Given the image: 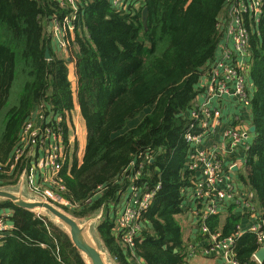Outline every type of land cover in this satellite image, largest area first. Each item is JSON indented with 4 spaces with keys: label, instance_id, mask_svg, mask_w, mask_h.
I'll list each match as a JSON object with an SVG mask.
<instances>
[{
    "label": "trees",
    "instance_id": "1",
    "mask_svg": "<svg viewBox=\"0 0 264 264\" xmlns=\"http://www.w3.org/2000/svg\"><path fill=\"white\" fill-rule=\"evenodd\" d=\"M225 3L145 0L139 11L123 15L110 0H76L80 21L66 54L59 55L51 24L71 14L70 6L58 0H0V188L17 187L30 170L26 157L15 159L26 126L39 112L52 116L49 126L70 152L66 115L77 105L88 136L82 163L73 156L58 174L65 187L60 194L69 203L63 209L80 220L102 214L96 230L102 246L115 264H135L117 232V217L120 194L135 177L131 164L143 162L146 169L136 183L160 189L143 214L134 253L143 264H190L181 216L191 210L189 190L197 174L187 166L184 134L218 56L217 23ZM251 54L256 132L250 149L238 156L245 165L237 179L264 218V33L252 37ZM70 63L76 68V96ZM4 213L13 230L0 242V264H85L69 235L49 217L8 201L0 203V217ZM242 222L232 211L224 219L211 218L207 227L226 239ZM258 248L256 237L245 235L235 242L234 260L258 264L253 259Z\"/></svg>",
    "mask_w": 264,
    "mask_h": 264
},
{
    "label": "built area",
    "instance_id": "2",
    "mask_svg": "<svg viewBox=\"0 0 264 264\" xmlns=\"http://www.w3.org/2000/svg\"><path fill=\"white\" fill-rule=\"evenodd\" d=\"M58 1L62 6H70L73 9L71 14L63 18H54L51 24L53 43L58 50L66 51L69 45L68 37L76 31V25L80 21L79 10L76 0ZM144 1L110 0L113 9L123 15H133L139 11ZM217 29L221 33L218 56L205 74L207 81L206 83L202 81L204 92L198 96L193 106L184 134L189 148L187 166L189 171L197 174L195 186L189 190L191 192L189 203L198 204L196 215L199 217L200 230L203 235H209V239L202 247L191 246L187 251V259L221 254L228 264H237L234 260L233 247L239 238L245 235L255 236L259 245L258 251L264 248V218L257 212L249 194L237 188L235 172L245 165V159L238 156L244 155L251 147L247 144V138L253 127L252 103L256 91L251 78V40L254 35L261 36L264 33V0H226L224 10L218 19ZM226 104L234 105L239 110L235 122L230 125L224 124L222 118V109ZM73 112L66 115L69 127L74 121ZM39 115L41 116L42 112H39ZM36 118L24 130L15 162L18 163L25 157L29 160L31 148L44 145L45 154L38 158V166L42 170H48L50 176L45 173L40 182L47 186L38 184L39 182L34 179L32 189L40 195L48 194L50 191L57 197L54 198L55 201L58 199L63 201L65 199L60 192H64L65 187L57 178L66 161L65 153L62 154L65 144L62 135L54 133L49 122L45 120V123L38 124ZM62 119L63 117H58L57 121L61 122ZM77 135L78 128L75 126L73 136ZM212 140L220 143L212 144ZM71 143L69 140V145L73 146ZM226 159H230L227 165ZM14 167L15 165L11 169ZM131 168L135 169L136 173L130 180L127 192L120 194L122 204L117 217L119 226L117 232L122 237L123 246L134 253L136 239L142 230L143 214L150 207L160 185L150 189L147 185L136 183L146 169L145 163L132 162ZM32 171L30 168L25 174ZM50 185H56V189H50ZM50 203L55 205L53 202ZM67 204L69 205L68 202ZM233 205L242 210L247 222L240 224L235 235L226 239H221V233L210 234L207 221L227 213ZM8 216V213H4L0 217V234L3 235L0 242L4 235L13 230L6 222ZM101 217L102 214L98 216L99 219ZM256 253L253 259L261 264Z\"/></svg>",
    "mask_w": 264,
    "mask_h": 264
},
{
    "label": "water",
    "instance_id": "3",
    "mask_svg": "<svg viewBox=\"0 0 264 264\" xmlns=\"http://www.w3.org/2000/svg\"><path fill=\"white\" fill-rule=\"evenodd\" d=\"M148 18L149 9L145 8L143 11V23L145 26H147ZM46 58L51 60L49 50L46 52ZM255 132L256 128L252 127L251 133L254 134ZM24 187L22 183L18 189L0 188V203L8 201L18 208L36 214L44 212L51 221L60 226L69 235L74 247L82 255L85 264H115L94 232V226L100 220L98 217L97 219H90L88 221L77 219L50 202L28 196L25 193ZM256 257L261 264L264 263V248H261L256 253Z\"/></svg>",
    "mask_w": 264,
    "mask_h": 264
},
{
    "label": "crops",
    "instance_id": "4",
    "mask_svg": "<svg viewBox=\"0 0 264 264\" xmlns=\"http://www.w3.org/2000/svg\"><path fill=\"white\" fill-rule=\"evenodd\" d=\"M53 46L56 48L54 43H53ZM206 81H207V77H204V83H206ZM238 113H239V110H237V108L234 105H231V104L224 105L223 109H222V118H223L224 124H226V125L233 124L235 122V116L238 115ZM75 114L80 115V109L79 108H76ZM51 117L52 116H48V118H47V116H45L43 114L41 116L38 114L36 121L38 124H43V123H45L46 118H47L46 122H49L52 119ZM75 126L78 128V135L77 136H73V129L75 128ZM83 126L85 127L84 122H83ZM251 134H253V133H250L249 137L247 138V144L250 146L252 145L253 139H254V136H251ZM250 136L253 138L252 140L250 139L251 138ZM69 140L72 142L71 144H74L73 146L75 147V149L77 146H78V148H80L79 154L76 155L75 158H77L78 163L81 164L83 161V157H84V153H85V149H86L87 137L85 138L84 144L81 145L80 144V128L74 121L72 122V124L70 126V138H69ZM211 143L212 144L213 143H220V141H216V140L213 141L212 140ZM73 146H70L71 150H72V148L74 149ZM66 150H67V146L64 145L65 158H66V160L72 161L73 158L71 159V156H70L71 151L67 153ZM44 154H45L44 145L41 144V145L32 147L31 151H30L29 164H30V168L34 172L35 181L39 182L38 184H41L43 186H47V184L40 183V182L42 181V177L44 176V174L47 173L48 176H50V172L48 170L47 171L44 169L42 170L38 166V158H42L44 156ZM30 161H31V163H30ZM32 161L36 162L37 166H36V164H33ZM229 162H230V159H226L225 165H227ZM241 169H243V168H241ZM241 169H239V171ZM235 172H236V186H237V188L246 192L245 189H243L242 186L239 184V181L237 179L238 170H236ZM27 174H29V173H27ZM22 177H21V180H22ZM21 180H20L19 186L23 183V182H21ZM25 193L28 196H30L29 193H27V192H25ZM188 207L191 208V210L187 214H185L187 216H186V224L184 226V240H185V245H186L187 251H188V249H190L191 246L202 247L208 243L207 236L203 235V233L200 230L199 217L196 215V211L199 208L198 204L196 207L195 204L189 203ZM232 211L234 213H237L238 215H240L243 218L242 223L247 222V217L244 216L242 214V210L239 209L235 205H233L227 213H224L220 216H222V218L224 219L226 216H228L230 213H232ZM55 226L61 228L60 226H58L56 224H55ZM131 255H132V258L135 259V264H143V261L138 259L137 255L135 253H132V251H131ZM191 260H195V261L198 260V264H228V261L226 260V258H224V256H222L221 254L220 255H213L211 257L198 256V257L191 259ZM190 261H189V263H190Z\"/></svg>",
    "mask_w": 264,
    "mask_h": 264
},
{
    "label": "rangeland",
    "instance_id": "5",
    "mask_svg": "<svg viewBox=\"0 0 264 264\" xmlns=\"http://www.w3.org/2000/svg\"><path fill=\"white\" fill-rule=\"evenodd\" d=\"M51 31V30H50ZM52 35V34H51ZM57 53L59 54V55H64V54H66V52L65 51H63V50H57ZM69 70H70V75H69V78H70V82H71V86H72V89H73V92H74V94H75V96H76V90H77V82H78V80H77V74H76V69H75V65L74 64H72V63H70L69 64ZM76 108H79L77 105H76V107H75V110H76ZM80 109V108H79ZM75 110H74V121H75V123L79 126V128H80V144L81 145H83L84 144V142H85V138L88 136V133H87V131H86V128L83 126V122H84V120L82 119V117H81V111H80V115H77V114H75ZM137 122H138V120H137ZM137 122H135V123H137ZM130 124H133L132 126H134V122H132V123H130ZM130 124H129V126H130ZM251 136H253V134H251ZM250 136V137H251ZM251 140L253 139L252 137L250 138ZM77 142V141H76ZM74 147V146H73ZM79 149L80 148H78V146L76 147V149H75V147H74V149L72 148V150H71V148H70V151H71V153H70V156H71V159L73 158V156L75 155V157H76V155H78L79 154ZM63 155H64V151H63V153H62ZM43 156V155H42ZM77 159V158H76ZM62 161H64V157H62ZM34 180V172L32 171V172H30V174H25V175H23V177H22V180H21V182H23V184L25 185V187H24V190H25V192H27V193H29L30 194V197H33L34 199H41V200H43V201H50V202H53V203H55V205L56 206H58L59 208H61V209H63V208H65V207H67L68 206V204H67V202L65 201V200H60V199H58V200H54V198H57L56 196H54V195H52L51 194V192L49 191V193L48 194H44V195H40L39 193H36L33 189H32V181ZM19 188V185L17 186V187H15V188H7V189H18ZM6 189V188H5ZM29 189V190H28ZM30 191V192H29ZM64 210V209H63ZM37 214H40V215H45L46 216V214L44 213V212H38ZM186 216L187 215H182L181 217V222H182V224H183V227L185 226V224H186ZM93 219H97L96 217L95 218H93ZM82 221H88V220H82ZM97 226H98V224H96L95 226H94V232H95V234H96V230H97ZM97 235V234H96ZM190 261V260H189ZM190 264H198V260H191L190 261Z\"/></svg>",
    "mask_w": 264,
    "mask_h": 264
}]
</instances>
